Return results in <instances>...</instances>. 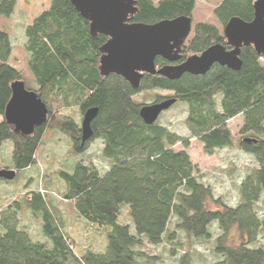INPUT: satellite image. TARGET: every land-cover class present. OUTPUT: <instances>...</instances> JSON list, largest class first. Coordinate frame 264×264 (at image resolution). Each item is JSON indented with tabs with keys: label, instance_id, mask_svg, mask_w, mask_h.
<instances>
[{
	"label": "trees",
	"instance_id": "trees-1",
	"mask_svg": "<svg viewBox=\"0 0 264 264\" xmlns=\"http://www.w3.org/2000/svg\"><path fill=\"white\" fill-rule=\"evenodd\" d=\"M136 1L131 22L144 24L193 18L198 2ZM256 1L221 0L214 16L224 28L234 17L251 22ZM16 6L17 0H0V146L9 143L12 148V163L0 169L17 173L12 180H0L11 182L19 177L23 181L19 192L22 188L25 192L11 201L0 200V264H158L162 256L156 249L165 243L178 256L176 264H198L196 250L185 249L181 233L198 242L213 239L216 259L205 264H264V216L259 204L264 198V54L252 45L244 46L240 70L216 63L204 75L186 73L174 80L145 74L140 88L134 89L122 76L101 74V48L108 36L94 37L89 20L71 0H50L49 9L25 28L30 82L15 61L12 36L4 23ZM218 43L229 48L224 30L200 22L182 47L179 62ZM167 64L162 57L156 59L158 68ZM16 81L36 91L49 109L48 123L29 136L15 132L5 119ZM154 89L172 92L158 95L154 103L177 98L187 104L190 137L200 141L207 153L238 147L252 156L254 165L239 183L235 202L216 196L212 185L200 178L189 153L174 149L179 143L188 147L187 137L159 119L153 124L142 119L140 110L146 104L135 97ZM93 107L99 109L92 122L94 135L83 143L81 124L65 111L78 109L84 117ZM237 116L243 122L233 135L228 123ZM47 129L72 140L73 170L55 173L64 184L60 195L78 217L106 236L104 252L78 251L73 236L63 229L60 210L52 204L59 196L56 192L43 188L39 181L37 189L28 190ZM97 139L102 144L101 158L109 163L105 170L92 160L81 159ZM125 208L128 221L122 219ZM24 212L39 222L43 239H35L22 224ZM234 229L238 238L230 243Z\"/></svg>",
	"mask_w": 264,
	"mask_h": 264
},
{
	"label": "water",
	"instance_id": "water-1",
	"mask_svg": "<svg viewBox=\"0 0 264 264\" xmlns=\"http://www.w3.org/2000/svg\"><path fill=\"white\" fill-rule=\"evenodd\" d=\"M71 2L80 15L89 20L94 37L103 34L109 38L101 48V74L122 76L134 89L140 88L145 74H158L174 80L186 73L204 75L216 63L240 70L244 46L252 45L258 54H264V0L255 2V17L251 22L234 17L225 26L224 35L229 48L218 43L182 62H179L182 47L193 30L191 17L181 16L155 24L133 23L131 17L137 12L136 0ZM158 57L169 61V64L158 68ZM176 102L177 98H168L143 105L140 115L145 123L153 124ZM98 113L97 107L85 112L81 124L83 143L93 137L92 122ZM5 119L15 132L29 136L37 127L48 123L49 109L36 91L28 89L24 81H16L12 84V97L6 107ZM16 174L13 169H0V178L12 180Z\"/></svg>",
	"mask_w": 264,
	"mask_h": 264
},
{
	"label": "rangeland",
	"instance_id": "rangeland-1",
	"mask_svg": "<svg viewBox=\"0 0 264 264\" xmlns=\"http://www.w3.org/2000/svg\"><path fill=\"white\" fill-rule=\"evenodd\" d=\"M220 2L221 0H198L192 18V28L194 29V26L200 22H208L223 31L224 27L214 16V9ZM49 7L50 0H17L16 10L13 16L9 19H4V23L7 25L12 36L15 61L30 82L31 75L27 66L28 55L24 49V43L26 41L25 28L33 22L35 17L49 9ZM192 35L193 30L190 37ZM262 62L264 64V60ZM171 94L172 92L167 90L154 89L139 92L135 98L139 102L153 104L158 95L169 96ZM65 113L72 115L78 123L82 124L83 115L80 114L78 109H69ZM187 115V104L177 102L161 114L159 123L190 140L188 147L179 143L174 149H184L189 153L192 162L198 169L200 178L207 184L212 185L216 196H223L230 203L235 202L238 185L249 167L254 165V159L238 147L219 149L212 154L207 153L204 145L200 141L190 137V132L186 124ZM242 122V116H237L229 121L228 127L231 129L233 135L237 134L242 126ZM7 144L0 149V167L9 166L12 163L10 154L12 150L11 144ZM71 145L72 140L64 133L54 129L46 130L44 143L40 150V162L38 167H35V170L31 172L33 179H30L28 183V190L37 189L41 182L43 188L56 192L60 197H53L52 204L60 210L64 222L63 229L70 232L73 236L76 243L75 247L78 248V251L84 248H93L97 252H104L107 245L106 236L95 225L88 224L78 217L70 203L65 200L63 202L60 195L64 189V184L55 173L60 169H66L70 172L73 170L76 158L70 154ZM101 146V140L97 139L93 141L90 143L87 151L81 155V159L86 162L92 160L101 170H105L108 168L109 163L101 158ZM22 183L23 181L19 177L11 182L0 180V200L2 199L5 202L11 201L18 197V193L22 194L25 192L23 188L19 192ZM45 184H48V186L45 187ZM259 204L263 206L260 213L264 216V198ZM211 206L215 207L214 204H211ZM22 219V224L28 228L35 239L44 238L40 231L39 222L32 218L28 212L23 213ZM122 219L124 221L129 220L126 208L122 213ZM213 232L215 235L219 233L216 227L213 228ZM180 237L185 243L186 250H196L198 264H205L216 259V255L212 251L213 239L198 242L197 240L188 238L184 233H181ZM229 237L230 243L232 239L236 241L238 238L237 231L235 229L232 230ZM171 246V244L165 243L156 249V253L162 256V261L158 264H176L178 256L171 254Z\"/></svg>",
	"mask_w": 264,
	"mask_h": 264
},
{
	"label": "crops",
	"instance_id": "crops-1",
	"mask_svg": "<svg viewBox=\"0 0 264 264\" xmlns=\"http://www.w3.org/2000/svg\"><path fill=\"white\" fill-rule=\"evenodd\" d=\"M6 144H7V143H5V144H3L2 146H0V149H1L2 147H5V146H6ZM7 145H8V144H7Z\"/></svg>",
	"mask_w": 264,
	"mask_h": 264
}]
</instances>
